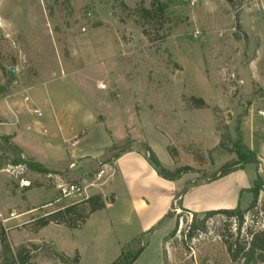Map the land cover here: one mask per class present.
Segmentation results:
<instances>
[{
    "label": "rangeland",
    "instance_id": "1",
    "mask_svg": "<svg viewBox=\"0 0 264 264\" xmlns=\"http://www.w3.org/2000/svg\"><path fill=\"white\" fill-rule=\"evenodd\" d=\"M153 3L165 17L149 23L146 36L138 9ZM262 5L260 0H0V88L5 89L0 114L10 121L17 119L15 106L21 111L18 123L0 124V135H12L24 153L52 164L68 155V146L58 138L63 127L76 134L70 143L79 140L77 149L87 155L51 177L31 172L30 191L4 170L9 163L0 164V223L13 246L30 250L29 242L38 245L31 264H111L126 244L157 224L185 185L181 204L192 211L176 202L169 220L146 237L135 264H165L164 250L168 264H235L229 245L235 249L250 241L251 232L264 231V191L241 226L233 217L216 214L207 220L206 232L192 238L186 234L193 213L202 219L211 210L247 208L257 169L264 177L260 162L202 181V172L209 177L237 160V141L219 146L227 132L236 138L237 124L244 146L261 151ZM192 97L202 98L205 106L196 108ZM31 108L43 112L38 118L48 131L34 123ZM116 142H129L146 159L149 146L168 169L189 165L195 171L164 186L155 183L157 197L142 207L143 198L132 190L141 192V182L152 179L140 174V163L125 166V178L119 174L115 181L113 161L95 166ZM7 156L10 162L13 154ZM90 165L96 167L91 182L69 178L68 172L89 173ZM191 180L197 182L187 184ZM67 182L85 189L59 199L56 186ZM97 194L108 205L115 196L117 203L94 211L84 224L50 222L35 230L40 216ZM133 201L138 210H131ZM262 259L250 264H264ZM244 262L238 256L236 264Z\"/></svg>",
    "mask_w": 264,
    "mask_h": 264
},
{
    "label": "trees",
    "instance_id": "2",
    "mask_svg": "<svg viewBox=\"0 0 264 264\" xmlns=\"http://www.w3.org/2000/svg\"><path fill=\"white\" fill-rule=\"evenodd\" d=\"M67 1V0H66ZM237 3L234 1L232 2V6L235 7ZM139 17L143 21L142 27H143V33L146 36H149V29L147 28V25L151 22H157L161 21L162 17H165V12L162 11V9H158L156 4L153 3L152 6L146 7L142 6L138 9ZM159 12V13H158ZM10 72L13 74V72L10 70ZM5 91L4 88H0V93ZM192 103L196 108H201L205 106V102L202 98H196L192 97ZM6 121V118L0 117V123ZM241 125L237 124L236 127V138H232L230 133L227 132L226 134H223V139L220 142L219 146L225 145V142L234 144L236 141V144L239 149H236V155L237 160L233 162H228L221 166L218 170H216L212 175L209 177H206L204 172H202V181L205 182H211L214 180H217L218 178L226 175L227 173L243 167L247 163H255L260 164V159L258 157V154L251 149L248 146H244V136L241 131ZM238 138V140H237ZM129 142L125 143H119L116 142L112 144L110 147H108L104 154L97 160L96 165H101L105 163H109L115 159H117L122 154L131 151ZM146 151L148 154L147 160L149 163L154 167V169L157 171V173L164 179L169 181H176L180 180L186 173L195 171L191 166L185 165L175 168L174 170L168 169L167 167L163 166L155 153L152 151V149L147 146ZM10 152L13 154V158L9 162L8 156L6 157V154ZM110 154V156H108ZM175 154V151H174ZM108 156V157H107ZM72 159L67 160H61L57 162L56 164H43L42 162L36 160V158L25 155L22 148L18 146L13 140L12 135H4L0 136V164H26L29 170L32 173H43V174H49L51 172H64L63 170L69 169L70 163ZM93 165H90V172L89 173H81V174H75L72 172H68L70 179H77V180H84L86 179L88 182H91L93 180V172L96 170V167ZM259 167V166H258ZM257 178L254 182V186L250 189V192L253 194V198L251 203L247 208H241L240 206H237L232 209H219V210H211L208 212H205L202 217V219L199 218L197 213H193V221L188 226V231L186 236L188 238H192L194 235H196L197 232H206L207 228V220L211 217H213L216 214H222L229 218L233 217L236 220H238L239 226L243 224L245 221V214L251 210H253L259 202V196L261 191H264V177L260 174L259 169H257ZM68 171V170H67ZM199 181V180H198ZM197 180H191L187 182V184L191 185L196 183ZM189 186L185 185L184 188L181 190L180 193H177L172 201L170 209L159 219L157 224L142 232L138 236H136L131 243L126 244L123 247V250L121 251L120 255L116 260H114L111 264H135L136 259L144 249V241L146 237L157 227H159L162 222L169 220V215L171 209L174 208L176 202L181 204V194L186 191V189ZM34 188L33 184L30 186L24 188V190H29ZM25 198V197H24ZM113 201V200H112ZM179 201V202H178ZM46 204V203H45ZM106 206V202L102 198V196L99 194L90 196L80 202L79 204H72L66 206L64 209L59 210L58 212H55L53 214H48L44 216H40L38 218V225L36 226L35 230L43 229L46 227L50 222H55L59 224L68 223L71 225H74V223L70 222V220H74L77 222L85 223L86 219L89 217L91 213H93L96 210L102 209ZM179 208L183 210H187L184 208L181 204ZM29 210H32V208H28ZM190 211V210H187ZM74 215V216H73ZM69 216V217H68ZM35 221V220H34ZM33 222V221H32ZM198 222V224H197ZM176 232V227L174 230L169 234H174ZM168 234V235H169ZM167 237V236H166ZM29 245L32 247L30 250L24 245L21 244L19 246H13L7 231L5 230L4 226L0 223V257L1 261L0 264H31V258L33 256V252L37 251L35 249L38 245L32 242H29ZM233 244L229 245L228 250L230 252L232 260L237 261L238 256L242 255L243 259L245 260V264H250L252 261H263V255H264V231L261 232H251V239L246 244H240L238 247H235L233 249ZM164 262L165 264H168L167 258H166V252L164 250ZM57 255V254H56ZM79 256V254H78ZM78 259V257H76Z\"/></svg>",
    "mask_w": 264,
    "mask_h": 264
},
{
    "label": "crops",
    "instance_id": "3",
    "mask_svg": "<svg viewBox=\"0 0 264 264\" xmlns=\"http://www.w3.org/2000/svg\"><path fill=\"white\" fill-rule=\"evenodd\" d=\"M4 99H6V97H4ZM0 100H3V99H1L0 98ZM14 104L16 105V102H14ZM34 109V108H33ZM262 109H264V108H262ZM12 112H13V115H15L16 117H17V119L16 120H10L9 121V118L8 117H6L5 115H3V114H0V117H4V118H6V121H4V122H11V123H18V121L20 120L19 118H20V116L17 114V113H19V112H21V111H18V107H16L15 106V110H13L12 109ZM23 112V111H22ZM30 113H34L33 111H32V108L30 109ZM35 114V113H34ZM25 116H26V114H24ZM4 122H2V123H4ZM2 123H0V124H2ZM35 124H39V126L40 127H42L43 128V131H48L47 129V125L46 124H44L42 121H41V118H38V117H36V120H35V122H34ZM48 134H49V132H48ZM1 136V135H0ZM56 136V135H55ZM76 136V134H74V133H68L67 131H66V129L65 128H63L62 127V133H60L59 135H58V138H60V140H63V142L68 146L66 149H67V152H68V155H67V157H65V158H63V159H58V161H61V160H67V159H72V160H74V159H79V158H82V157H85V156H87V155H85V151L84 150H78L77 149V146H78V144H79V140L77 141L76 140V144L75 145H72V143H70V138H74ZM263 136H264V133H263ZM87 137V135L86 136H84V137H82V138H86ZM68 141H69V143H68ZM75 142V141H74ZM263 144H264V142L262 143V145H261V151L260 150H257V154H258V157H259V159H260V162L261 163H264V154H263V152H262V146H263ZM252 147V149H254L255 150V147L252 145L251 146ZM24 152V151H23ZM25 155H29V154H27V153H24ZM29 156H32V157H34V158H36V160H38V161H40V162H42L39 158H38V156L37 155H29ZM57 161V162H58ZM134 161H136V162H138V163H140L143 167H144V169H143V171L140 173V174H142V173H145V176H149L151 179H152V182H149V181H147V180H144V181H142L141 182V192L139 191V192H137V191H135V190H132L133 191V194L135 195V196H137V197H141V198H143V200H141V199H139L138 201H142V204H141V206L143 207V205L145 206V207H147L148 205H149V199H151V200H154L155 199V197H157V194L156 193H154V187H155V183L157 184V186H164L165 184H163V183H166V185L169 183V181L168 180H166V179H164V178H162L158 173H157V171L154 169V167L149 163V161L146 159V157L144 156V154L143 153H140L139 151H137V150H131V151H128V152H126V153H124V154H122L121 156H119L117 159H115V160H113V162L111 163L112 165H110V167L112 168V178H114V181H115V179L117 178L116 176L117 175H121V177H124L125 176V172H124V169H125V166H130ZM57 162H54L53 161V163L52 164H56ZM121 162H123V164L121 165ZM43 164H50V163H45V162H42ZM124 165V166H123ZM125 178V177H124ZM154 182V183H153ZM174 182V181H173ZM137 186V185H136ZM31 189H29V191H30ZM28 191V192H29ZM145 200V201H144ZM138 201L135 203L134 201V203L133 202H131V203H129V205L131 206L130 208H131V210L133 209V210H138ZM147 202V203H146ZM117 203V197H115L114 196V201L112 202V204H110V205H108V204H106V209L109 207V206H112L113 204H116ZM171 204H172V202H169V204H168V206L170 205V207H171ZM170 207H169V209H170ZM28 208H32V209H34L35 208V206H32V207H28ZM27 208V210H26V212H24V213H21V214H26L27 212L29 213L31 210H29ZM186 209H188L187 207H185ZM188 210H190V211H192L191 209H188ZM11 219H13V218H9V219H6L5 220V223L7 222V221H10Z\"/></svg>",
    "mask_w": 264,
    "mask_h": 264
},
{
    "label": "built area",
    "instance_id": "4",
    "mask_svg": "<svg viewBox=\"0 0 264 264\" xmlns=\"http://www.w3.org/2000/svg\"><path fill=\"white\" fill-rule=\"evenodd\" d=\"M260 1L262 5V0ZM262 10L264 12L263 5H262ZM100 87L106 88V84L102 82L100 83ZM24 100L26 102L29 101V97L28 96L25 97ZM32 111L37 115V117L43 116V112L38 108H34L32 109ZM258 114L264 117V109H259ZM75 144L76 141L72 143V145ZM4 170L12 174L13 178L15 179L16 183L20 188H26L32 184V180L30 178L31 171L29 170L26 164H17V165L9 164L7 165L6 168H4ZM104 173H105L104 169H102L99 173H97V180H99ZM47 176L51 177V174L49 173L47 174ZM56 187L58 189V194L60 196L59 199L80 194L85 189V187H82L81 184L74 182L58 183Z\"/></svg>",
    "mask_w": 264,
    "mask_h": 264
},
{
    "label": "water",
    "instance_id": "5",
    "mask_svg": "<svg viewBox=\"0 0 264 264\" xmlns=\"http://www.w3.org/2000/svg\"><path fill=\"white\" fill-rule=\"evenodd\" d=\"M229 1H232V0H229ZM12 72L15 73V69H12ZM262 152H263V154H264V144H263V146H262Z\"/></svg>",
    "mask_w": 264,
    "mask_h": 264
}]
</instances>
